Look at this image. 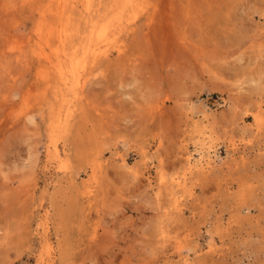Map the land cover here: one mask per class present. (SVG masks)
<instances>
[{
	"label": "rangeland",
	"instance_id": "374dc122",
	"mask_svg": "<svg viewBox=\"0 0 264 264\" xmlns=\"http://www.w3.org/2000/svg\"><path fill=\"white\" fill-rule=\"evenodd\" d=\"M0 264H264V0H0Z\"/></svg>",
	"mask_w": 264,
	"mask_h": 264
},
{
	"label": "bare ground",
	"instance_id": "6f19581e",
	"mask_svg": "<svg viewBox=\"0 0 264 264\" xmlns=\"http://www.w3.org/2000/svg\"><path fill=\"white\" fill-rule=\"evenodd\" d=\"M60 1V0H59ZM140 5V4H139ZM127 12V11H126ZM95 17V16H94ZM169 109V108H168ZM159 113V112H158ZM164 125V124H163Z\"/></svg>",
	"mask_w": 264,
	"mask_h": 264
}]
</instances>
